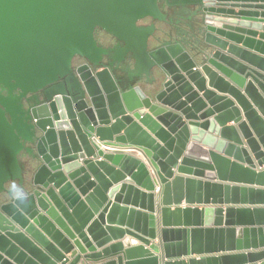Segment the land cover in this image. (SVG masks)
Segmentation results:
<instances>
[{"label":"water","instance_id":"water-1","mask_svg":"<svg viewBox=\"0 0 264 264\" xmlns=\"http://www.w3.org/2000/svg\"><path fill=\"white\" fill-rule=\"evenodd\" d=\"M169 1L0 0V264H264V0Z\"/></svg>","mask_w":264,"mask_h":264},{"label":"flooded vegetation","instance_id":"flooded-vegetation-1","mask_svg":"<svg viewBox=\"0 0 264 264\" xmlns=\"http://www.w3.org/2000/svg\"><path fill=\"white\" fill-rule=\"evenodd\" d=\"M169 2L172 3V0H170ZM159 7H160V10L162 11V13L167 15V24H164V25H166V27L171 28V29H174V28L177 29L178 28L180 31H182V33H188V36H193V33H194L193 29H192L193 24L198 19L197 7L192 6V5H185V6H181V7L174 6V7L169 8L164 2H160ZM150 24H151L150 19H147L141 23V25H144V26H148ZM157 25L161 26L162 24L157 23ZM94 37H95V40H96L97 45L99 47H102L105 49H109V48L112 49L118 45V42L114 38L105 35L100 30H97L95 32ZM120 46H121V48H123L124 44H121ZM85 63L86 62L84 60H81V59H76L74 61V65H76V66L82 65ZM132 64H133V62H132V59L130 58V56L126 57L124 64H123L125 69L131 68ZM111 73H112L113 77H117L120 75V71L116 70V69L112 70ZM26 161H27L26 156L24 153H22L20 155L21 164L24 165L26 163ZM7 188H8V190H12V189H14V185L9 184Z\"/></svg>","mask_w":264,"mask_h":264},{"label":"crops","instance_id":"crops-1","mask_svg":"<svg viewBox=\"0 0 264 264\" xmlns=\"http://www.w3.org/2000/svg\"><path fill=\"white\" fill-rule=\"evenodd\" d=\"M228 126H231V124H229ZM238 134L242 137V134L241 132L238 130ZM246 149H248V147H246ZM249 150V149H248ZM250 151V150H249ZM251 154V152H250ZM122 242L125 244V245H129V246H134L137 244V242L133 239H130V238H125L124 240H122Z\"/></svg>","mask_w":264,"mask_h":264},{"label":"bare ground","instance_id":"bare-ground-1","mask_svg":"<svg viewBox=\"0 0 264 264\" xmlns=\"http://www.w3.org/2000/svg\"><path fill=\"white\" fill-rule=\"evenodd\" d=\"M126 238H128V237H126ZM137 242V241H136ZM70 256V255H69Z\"/></svg>","mask_w":264,"mask_h":264}]
</instances>
